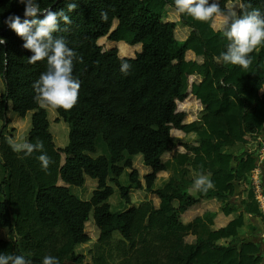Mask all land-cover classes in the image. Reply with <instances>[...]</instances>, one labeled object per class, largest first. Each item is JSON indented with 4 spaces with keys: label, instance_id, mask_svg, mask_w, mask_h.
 I'll list each match as a JSON object with an SVG mask.
<instances>
[{
    "label": "trees",
    "instance_id": "1",
    "mask_svg": "<svg viewBox=\"0 0 264 264\" xmlns=\"http://www.w3.org/2000/svg\"><path fill=\"white\" fill-rule=\"evenodd\" d=\"M36 2L42 12L63 9L69 15L71 24L61 21L53 36L76 53L72 75L80 89L71 110L35 99L33 85L48 70L47 60L29 63L34 53L2 23L11 14L23 20L24 5L0 0V37L6 40L0 45V229L7 234L0 238V254L21 255L31 264H42L46 255L59 264H86L87 256L90 264H222L223 253L239 249V236L255 230L253 219L264 223L251 180L257 168L264 195L256 141L264 137V43L250 54L247 68L216 58L230 43L224 35L229 13L239 17L257 9L264 16V0H218L221 13L207 21L187 13L167 20L174 0ZM72 2L77 8L69 12ZM217 16L222 18L215 25ZM101 40L125 44L134 56L121 57L118 47ZM122 62L130 65L127 72ZM188 96L201 110L185 123L177 103ZM48 108L57 114L55 123L68 127L64 148L55 144ZM9 113L29 115L24 143L43 142L51 159L47 170L41 151L14 150ZM222 136L234 139L226 143ZM246 136L256 144L253 151ZM136 163L148 173L141 175ZM201 176L211 187H196ZM88 179L95 187L86 194ZM235 187L243 197L232 203ZM133 192L158 203L135 205ZM189 211L201 213L184 221ZM89 222L97 233L93 244Z\"/></svg>",
    "mask_w": 264,
    "mask_h": 264
},
{
    "label": "clouds",
    "instance_id": "2",
    "mask_svg": "<svg viewBox=\"0 0 264 264\" xmlns=\"http://www.w3.org/2000/svg\"><path fill=\"white\" fill-rule=\"evenodd\" d=\"M18 2L24 5V19L22 20L19 15L11 14L2 23L25 41L23 44L25 49L34 53L28 58L29 63L47 60L48 70L42 73L33 85L35 99L41 102L42 106L71 110L78 101L80 89L79 80L72 75L76 53L67 46L62 37L53 36L60 30L61 21L67 25L71 24V19L63 9L58 12L46 9L42 12L36 0H18ZM174 3L178 13H187L199 21H207L215 14L221 13L218 0L211 2L210 0H174ZM76 8L75 2L67 4L69 12ZM101 18L106 20L107 13H101ZM225 28L227 30L224 31V35L230 43L226 52H222L216 59L243 68L249 67L252 62L250 54L257 46L264 43V16L257 9L239 17L230 12L229 19L225 21ZM3 44H6V40L0 37V45ZM129 67L127 62H122L121 71L127 72ZM260 139L264 140V137ZM43 147L42 141H37L35 144L25 142L13 145L15 151H24L28 155L34 151L43 153ZM251 149L252 147L249 150L253 151ZM38 159L42 168L47 170L51 163L50 157L43 153ZM194 183L197 188L205 183L211 187V181L203 176ZM0 264H31V261L21 255L0 254ZM42 264H59V261L56 257L46 255Z\"/></svg>",
    "mask_w": 264,
    "mask_h": 264
},
{
    "label": "rangeland",
    "instance_id": "3",
    "mask_svg": "<svg viewBox=\"0 0 264 264\" xmlns=\"http://www.w3.org/2000/svg\"><path fill=\"white\" fill-rule=\"evenodd\" d=\"M178 15H179V13L177 12L176 9L167 8V15H166L167 20L177 21ZM221 18L222 17H219V16L215 17L214 18V24L218 25ZM100 44L104 45V46L107 45L106 47H110V48L118 47L120 49V56L121 57H133L134 56V49L128 47L125 44L116 43L117 44L116 45V44L106 43L105 40H101ZM194 80H195V77H193V76L190 77L189 83H192ZM3 86H4L3 81L0 77V94H2V92L4 90ZM200 110H201V105L193 96H188V98L186 100H184L183 102L177 103V111L186 113V118L184 120L185 123H189L191 121H194L197 118ZM47 113H48L47 118H48V121L50 122L51 132L54 136L55 144L58 148H64L68 142V127L66 124H64L62 122L61 123H55L54 122L55 118L57 117V114L52 108H48ZM27 117L28 118L21 119L12 113L8 114L10 124H9L7 130L10 132V134L12 136V141L14 144H23L24 143V140L26 137L25 133L28 129V126H30L29 115ZM236 133H237V131L234 132V134H236ZM172 134L175 136L182 137V134L179 132H177V133L172 132ZM222 139L224 142L229 143V142H232V139H234V137L222 136ZM245 140L247 141L248 145H251V147H252L251 150H254L256 148V146H255L256 144H254V142H252V141H249V138L247 136L245 137ZM179 150L181 151V149H179ZM216 161L218 162L219 159H216ZM214 162L215 161H212L210 164H214ZM135 168L139 171V173L141 175H145L146 172L148 171L145 167H143V165H140L138 163L135 164ZM160 176L166 177V174L161 173ZM227 180L230 181V177H227ZM227 183H228L227 186L231 187V184H232L231 181L230 182L227 181ZM94 187H95V184L93 183V181L88 179V182L86 184V189H87L86 194L88 192H91L94 189ZM242 197H243V189H241L239 187H235L234 194L230 198V202H237ZM144 199H153L154 202L158 203L157 200L155 199V197L152 195L144 194L142 192H133L132 200H133V203L135 205L142 202ZM234 204H237V203H234ZM212 209H214V206H212ZM214 210H216V209H214ZM197 213H201V211H198V212L189 211L188 213H186L184 215V221L191 220L195 216V214H197ZM224 222H225V218L220 216L219 221H218V225H224ZM86 232L92 238L91 244H93L96 241L97 233H96V229L94 227V224L92 222H89L87 224ZM0 238L7 239V234H6L5 229H0ZM190 241H191V238H187V242H190ZM223 260L224 259L221 258L220 262L222 263ZM85 262H86V264L91 263L89 256L86 257Z\"/></svg>",
    "mask_w": 264,
    "mask_h": 264
},
{
    "label": "crops",
    "instance_id": "4",
    "mask_svg": "<svg viewBox=\"0 0 264 264\" xmlns=\"http://www.w3.org/2000/svg\"><path fill=\"white\" fill-rule=\"evenodd\" d=\"M248 147L250 148L251 145ZM252 223L255 230L239 236V240L235 243L239 249L223 253L220 257L224 259L222 264H261L264 260V223L259 219H253Z\"/></svg>",
    "mask_w": 264,
    "mask_h": 264
},
{
    "label": "built area",
    "instance_id": "5",
    "mask_svg": "<svg viewBox=\"0 0 264 264\" xmlns=\"http://www.w3.org/2000/svg\"><path fill=\"white\" fill-rule=\"evenodd\" d=\"M257 143L260 144V148L258 150V159L259 161L264 160V141L260 138H258ZM258 173L259 171L254 169V171L251 173V180H252V186L254 188V194L256 201L260 204V208L262 212L264 213V195L261 192V189L259 187V180H258Z\"/></svg>",
    "mask_w": 264,
    "mask_h": 264
}]
</instances>
